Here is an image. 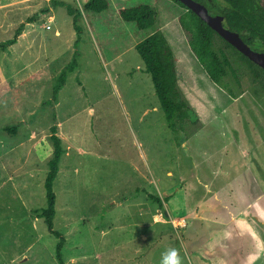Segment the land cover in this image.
<instances>
[{"label": "rangeland", "instance_id": "1", "mask_svg": "<svg viewBox=\"0 0 264 264\" xmlns=\"http://www.w3.org/2000/svg\"><path fill=\"white\" fill-rule=\"evenodd\" d=\"M63 1L80 12L78 36L48 0H0V43L24 24L0 50V264H58L57 240L38 217L54 125L62 264H159L170 248L182 264H264V72L213 37L230 69L211 82L188 46L187 10L172 0H108L98 14ZM139 4L155 13L146 31L115 15ZM156 31L190 112L175 133L135 51Z\"/></svg>", "mask_w": 264, "mask_h": 264}, {"label": "trees", "instance_id": "2", "mask_svg": "<svg viewBox=\"0 0 264 264\" xmlns=\"http://www.w3.org/2000/svg\"><path fill=\"white\" fill-rule=\"evenodd\" d=\"M54 8H64L66 14L71 18L73 29L78 36L79 28L76 24L80 12L77 8L65 3L63 0H48ZM83 11L101 13L106 11L110 4L108 0H77ZM179 6L186 9L185 6L177 2ZM229 7L226 16L228 18L227 27L233 30V16L235 18L237 33L243 28L249 26L248 18L251 8V0H223ZM215 4V3H214ZM216 8L218 6L215 4ZM187 10L188 23L183 24V30L187 33V42L191 52L194 54L197 62L204 69L208 79L214 84H220L221 79L225 76L226 70L230 69V64L222 49H213V37L217 36L204 22H202L193 13ZM116 17L125 23H132L138 31L150 29L155 22V13L152 8L146 4H139L127 9H118L115 12ZM26 23H31L28 20ZM24 24H20L16 29L14 36L0 43V50L3 51L16 43L17 37L21 35ZM221 39V38H220ZM224 46L233 49L240 58L248 65L264 72L258 66L250 62L246 57L239 54L227 42L223 41ZM77 42H74L76 45ZM135 51L140 57L144 72L150 76L151 83L159 107L163 112L165 123L171 133H175L177 127L189 118L190 112L187 104L178 100L176 86V75L174 73L173 56L169 46L161 32H154L146 36L139 44L135 46ZM76 66V55L73 57L67 67L57 77L56 84L52 88L50 103H55L57 94L63 87L66 75L72 72ZM1 131L13 136L16 133L15 127H3ZM50 141L53 146L52 157L47 164V173L44 181L45 190V207L40 210L38 217L43 219L49 233L57 240L55 246V259L58 264H62V249L65 243L62 235L53 229V218L55 216V194L52 190L53 182L58 174L59 162L63 155L60 138L57 136V127L54 125L50 128ZM158 206L162 205L160 199L150 197Z\"/></svg>", "mask_w": 264, "mask_h": 264}, {"label": "flooded vegetation", "instance_id": "3", "mask_svg": "<svg viewBox=\"0 0 264 264\" xmlns=\"http://www.w3.org/2000/svg\"><path fill=\"white\" fill-rule=\"evenodd\" d=\"M193 1L203 6L207 10L208 15H210L211 17L221 16L222 26L226 30L238 34L241 41L251 51L255 53L264 54V0H251V8L250 11L248 12L250 13L248 18L249 26H247V28H243L240 31V33H237L234 30V28H236L234 16H233V30L227 27L228 18L226 16V13L229 6L223 0H193ZM214 3L218 6V8H216ZM214 37H216V39L219 42L223 43L218 36H214ZM226 50H230L231 52L237 55V53L231 48L226 47ZM238 56L240 57V55Z\"/></svg>", "mask_w": 264, "mask_h": 264}, {"label": "water", "instance_id": "4", "mask_svg": "<svg viewBox=\"0 0 264 264\" xmlns=\"http://www.w3.org/2000/svg\"><path fill=\"white\" fill-rule=\"evenodd\" d=\"M202 22H204L216 35L223 41L227 42L231 47L235 48L239 53L246 57L250 62L258 66L264 71V54L251 51L239 38L238 34L226 30L222 26L221 16L211 17L207 10L193 0H176Z\"/></svg>", "mask_w": 264, "mask_h": 264}, {"label": "clouds", "instance_id": "5", "mask_svg": "<svg viewBox=\"0 0 264 264\" xmlns=\"http://www.w3.org/2000/svg\"><path fill=\"white\" fill-rule=\"evenodd\" d=\"M159 264H182V259L175 248H170L162 253Z\"/></svg>", "mask_w": 264, "mask_h": 264}, {"label": "built area", "instance_id": "6", "mask_svg": "<svg viewBox=\"0 0 264 264\" xmlns=\"http://www.w3.org/2000/svg\"><path fill=\"white\" fill-rule=\"evenodd\" d=\"M177 224H178V226H182V225H184V221L181 220V221H179Z\"/></svg>", "mask_w": 264, "mask_h": 264}, {"label": "crops", "instance_id": "7", "mask_svg": "<svg viewBox=\"0 0 264 264\" xmlns=\"http://www.w3.org/2000/svg\"><path fill=\"white\" fill-rule=\"evenodd\" d=\"M249 205V204H248ZM235 216V215H234Z\"/></svg>", "mask_w": 264, "mask_h": 264}]
</instances>
